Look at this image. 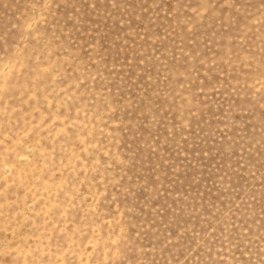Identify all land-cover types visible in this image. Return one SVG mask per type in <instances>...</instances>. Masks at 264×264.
Here are the masks:
<instances>
[{
    "label": "rangeland",
    "instance_id": "rangeland-1",
    "mask_svg": "<svg viewBox=\"0 0 264 264\" xmlns=\"http://www.w3.org/2000/svg\"><path fill=\"white\" fill-rule=\"evenodd\" d=\"M0 264H264V0H0Z\"/></svg>",
    "mask_w": 264,
    "mask_h": 264
}]
</instances>
